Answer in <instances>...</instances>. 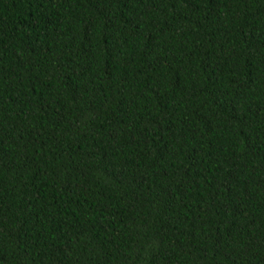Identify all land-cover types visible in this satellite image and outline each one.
<instances>
[{
  "label": "trees",
  "instance_id": "obj_1",
  "mask_svg": "<svg viewBox=\"0 0 264 264\" xmlns=\"http://www.w3.org/2000/svg\"><path fill=\"white\" fill-rule=\"evenodd\" d=\"M0 264H264V0H0Z\"/></svg>",
  "mask_w": 264,
  "mask_h": 264
}]
</instances>
